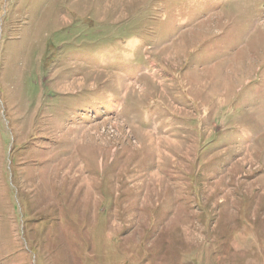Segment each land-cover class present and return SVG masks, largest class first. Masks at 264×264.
I'll use <instances>...</instances> for the list:
<instances>
[{
  "label": "rangeland",
  "instance_id": "rangeland-1",
  "mask_svg": "<svg viewBox=\"0 0 264 264\" xmlns=\"http://www.w3.org/2000/svg\"><path fill=\"white\" fill-rule=\"evenodd\" d=\"M0 264H264V0H0Z\"/></svg>",
  "mask_w": 264,
  "mask_h": 264
}]
</instances>
